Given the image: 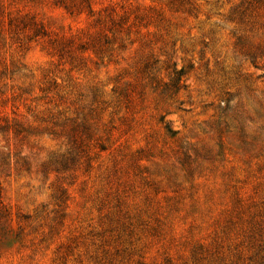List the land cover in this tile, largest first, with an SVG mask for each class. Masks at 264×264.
Returning <instances> with one entry per match:
<instances>
[{
  "label": "rangeland",
  "instance_id": "rangeland-1",
  "mask_svg": "<svg viewBox=\"0 0 264 264\" xmlns=\"http://www.w3.org/2000/svg\"><path fill=\"white\" fill-rule=\"evenodd\" d=\"M0 264H264V0H0Z\"/></svg>",
  "mask_w": 264,
  "mask_h": 264
},
{
  "label": "trees",
  "instance_id": "trees-1",
  "mask_svg": "<svg viewBox=\"0 0 264 264\" xmlns=\"http://www.w3.org/2000/svg\"><path fill=\"white\" fill-rule=\"evenodd\" d=\"M147 15H146V13H144V14H138V13H136L135 15H134V20H133V24H135V22L136 21H138L139 19H144L145 17H146ZM128 18H129V15H128V12H124L117 20H114V19H112L111 20V23H112V25H113V27L117 30V31H121V30H128L129 29V27H130V24H128V25H126V26H124V24L126 23V22H128ZM121 29V30H120ZM68 40H69V42H71L72 41V38H68ZM68 40H64V42L65 43H68ZM84 44L85 43H81V41L78 43V45H77V47H79V48H83V49H87V47L86 46H84ZM58 55H61V53H58ZM5 126H10V127H12V129H13V131H14V133L15 134H20L21 133V130H20V128H22L21 126H20V124H18L17 122H7L6 121V124H5ZM74 131H76V126H74V129H73V132ZM69 142H71V147H72V145H74L73 147H75L76 149H81V151H83V142H82V138L80 137V135L78 136L76 133H75V135H73L72 137H71V139H70V141ZM70 152V151H69ZM76 155V154H75ZM75 156L73 155V157L71 156V158H70V161H72V162H74L75 161ZM64 166H66V162H64V163H62ZM61 193H62V195L64 194V190H62L61 189Z\"/></svg>",
  "mask_w": 264,
  "mask_h": 264
}]
</instances>
